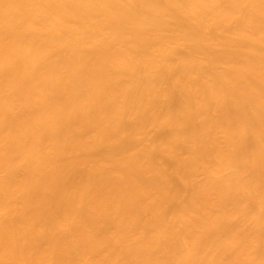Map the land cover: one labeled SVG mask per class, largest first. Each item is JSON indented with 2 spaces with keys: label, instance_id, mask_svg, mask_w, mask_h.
Here are the masks:
<instances>
[{
  "label": "bare ground",
  "instance_id": "bare-ground-1",
  "mask_svg": "<svg viewBox=\"0 0 264 264\" xmlns=\"http://www.w3.org/2000/svg\"><path fill=\"white\" fill-rule=\"evenodd\" d=\"M0 264H264V0H0Z\"/></svg>",
  "mask_w": 264,
  "mask_h": 264
}]
</instances>
